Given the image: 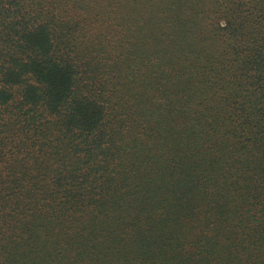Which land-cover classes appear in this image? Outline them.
<instances>
[{"label":"trees","instance_id":"trees-1","mask_svg":"<svg viewBox=\"0 0 264 264\" xmlns=\"http://www.w3.org/2000/svg\"><path fill=\"white\" fill-rule=\"evenodd\" d=\"M0 264H264V0H0Z\"/></svg>","mask_w":264,"mask_h":264}]
</instances>
